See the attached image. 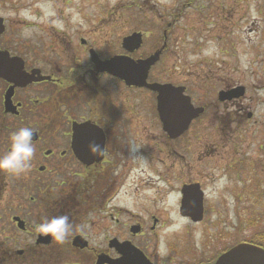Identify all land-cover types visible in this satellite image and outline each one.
I'll use <instances>...</instances> for the list:
<instances>
[{
  "label": "flooded vegetation",
  "instance_id": "1",
  "mask_svg": "<svg viewBox=\"0 0 264 264\" xmlns=\"http://www.w3.org/2000/svg\"><path fill=\"white\" fill-rule=\"evenodd\" d=\"M175 15L160 30L161 35L151 43L148 52L141 51L148 32L140 30L122 36L121 51L109 57L99 53L96 41L82 35L68 37L65 43L58 45L34 46L29 51L31 60L22 53L12 52L0 41L1 51L23 60L26 73L36 69L39 73L34 77H47L22 86H14L0 77V154L5 153V149L9 150V137L20 127L33 130L36 148L27 174L0 173V264H213L221 254L238 244L247 243L261 248L260 236L237 240L233 245L224 242L219 249L211 245L201 257L200 253L208 248V243L205 241L200 250L192 246L189 239V245L184 246L181 238L189 232H168L167 217L163 216L155 199L152 205L141 207L110 204L119 190L113 182V170L122 162L124 165L125 161H121L119 155L128 156L129 145H132L131 140H120L128 131L123 124H129V118L135 112V98L140 100L139 104L145 98L148 100L149 109L145 110V117L160 134L156 143L158 159L147 153L151 175L145 182L148 185L160 183L169 193L174 191L175 213L187 223L188 228L190 225L207 224L213 230H220V219L207 222L205 218L208 209L205 183L218 180L208 172L209 166L212 169V161L216 160L213 154L217 149L225 151L220 152L217 160L223 163L219 169L227 173L224 191H229L230 196L231 178L240 179V173L248 174V177L251 172L256 175L254 165L261 163V116L255 111L257 99L248 100L247 86L241 78L232 79L227 73L214 74L203 100L198 102L192 92L194 80L166 79L155 73L169 48V27L177 20ZM3 23L5 30L0 39L6 31L4 18ZM133 33H140L141 45L129 52L123 48L122 40ZM91 52L101 60L113 56L143 60L157 53V60L147 72L146 83L168 86L165 91L169 90L173 98H188V104L201 111L183 128L185 130L179 126L172 127L178 122L177 114L160 117L156 88L127 84L116 76L97 70L91 60ZM9 92L15 112L5 108ZM122 94L127 102L125 109L116 104L117 96ZM130 101L131 104L128 103ZM179 105L173 103L170 106ZM124 118H127L126 123ZM247 125L259 128L255 149L243 141L242 132ZM99 127L105 137L101 161L99 154L91 149L93 143L98 144ZM193 127L195 131L190 136ZM203 129L209 131L210 139L203 143L202 156L192 159L196 163L185 162V166H191V175L198 170V178L202 179H184L176 184L173 180L180 174L173 170L177 171L179 161L186 160L187 154L184 153L188 152L191 139L194 135L199 139V130ZM189 170L187 168L184 175L187 176ZM243 183L234 190L237 199L234 209L238 213L250 211L247 203L243 205V198L250 195L252 199L257 197L261 201V192H249L245 179ZM183 191L197 195V202L202 201L201 219L182 214ZM188 211L198 212L197 208ZM60 215H67L74 225L63 243L37 230L44 217ZM173 250L176 256H173Z\"/></svg>",
  "mask_w": 264,
  "mask_h": 264
},
{
  "label": "rangeland",
  "instance_id": "2",
  "mask_svg": "<svg viewBox=\"0 0 264 264\" xmlns=\"http://www.w3.org/2000/svg\"><path fill=\"white\" fill-rule=\"evenodd\" d=\"M188 1L0 0V17L4 18L6 24V31L0 41L12 52L22 53L31 60L32 53L29 54V51L34 46L58 45L60 42L65 43L68 37L82 35L96 41L99 53L109 57L121 51L122 36L140 30L148 32L147 41L141 49L142 52H148L151 43L161 35L160 30L177 14V20L169 27V48L155 73L166 79L194 80L192 92L198 102L203 100L214 74L227 73L232 79L241 78L247 86L248 100L257 99L255 111L261 116V163L254 165L256 175L251 172L248 177V174L240 173V179L231 178L230 196L229 191H224L227 173L219 169L223 163L217 160L220 159V152L225 151L217 149L213 154L216 163L212 161V169L209 166L208 172L218 180L205 183V199L208 203L205 218L207 222L220 219V230H213L207 224L190 225L188 228L187 223L175 213L174 191L169 193L160 183L148 185L145 182L151 175L147 153L158 159L156 143L160 134L158 128L152 127L151 121L145 117V110L149 109L148 100L145 98L139 104L140 100L135 98L136 108L129 118L131 121L129 124L121 121L128 131L120 142L131 140L132 145H129L128 156L119 155L121 161L127 164L123 165L122 162L113 170V182L119 186V190L110 204L141 207L152 205L155 199L163 216L167 217L168 232H189L181 238L184 246L189 245V239L191 245L200 250L205 241L208 243V248L200 253L201 257L211 245L219 249L224 242L233 245L237 240L260 236L261 246L264 247V0H191L186 4ZM117 97V107L127 108L123 94ZM124 122H127V118H124ZM194 131L193 127L190 136H193ZM199 134V139L194 138L196 135L191 139L188 152L184 153L187 154L186 160L179 161L177 171L173 170L180 174L178 179L173 180L176 184L184 179H202L198 178V170L191 175V166H185V162L196 163L192 159L202 156L203 143L210 139L207 129L199 130ZM259 134L257 126L247 125L242 132L243 141L255 149ZM8 141L7 146L10 147V139ZM4 152H7L6 149ZM187 168L190 170L186 176L184 173ZM244 179L249 192H261V201L255 195L256 199L250 195L243 198V205L247 203L250 211L238 213L234 209L237 203L234 190L244 184ZM173 256H176L174 250Z\"/></svg>",
  "mask_w": 264,
  "mask_h": 264
},
{
  "label": "water",
  "instance_id": "3",
  "mask_svg": "<svg viewBox=\"0 0 264 264\" xmlns=\"http://www.w3.org/2000/svg\"><path fill=\"white\" fill-rule=\"evenodd\" d=\"M4 31L3 19L0 18V35ZM141 45L140 33H133L122 40V46L125 50L132 52ZM91 60L96 64L99 71L107 72L125 81L127 84L136 86H149L152 89L156 88L158 92L157 110L160 117L177 114V118H182L183 126H186L189 120L194 117L200 109H196L195 113L188 104V98H173L170 91H165L168 86L146 83L147 72L151 65L157 60V53L143 60H133L127 56H113L107 60H101L92 54ZM38 70H32L29 74L23 70V60L17 56H10L7 51L0 50V77L12 83L14 86H22L33 80H41L47 77H34ZM155 90V89H154ZM10 93H7L5 108L7 111L15 112V107L11 104ZM176 103L180 105L171 107ZM194 111V110H193ZM181 120V119H180ZM179 125V123H178ZM172 127L176 128L173 124ZM98 145L101 146L102 152L99 154V161L103 159L105 137L99 127ZM201 200L197 202V195L184 193V208L185 214L191 215L193 218L200 219L202 215ZM197 208L198 212H189L188 209ZM213 264H264V249L249 244H238L227 252L221 254Z\"/></svg>",
  "mask_w": 264,
  "mask_h": 264
},
{
  "label": "clouds",
  "instance_id": "4",
  "mask_svg": "<svg viewBox=\"0 0 264 264\" xmlns=\"http://www.w3.org/2000/svg\"><path fill=\"white\" fill-rule=\"evenodd\" d=\"M91 149L97 154L102 152L100 145L93 143ZM36 148L33 144V130L20 127L10 135V147L0 154V173L14 176L25 175L30 171ZM74 225L67 215L44 217L38 224L40 233L50 236L58 243H63L73 231Z\"/></svg>",
  "mask_w": 264,
  "mask_h": 264
}]
</instances>
